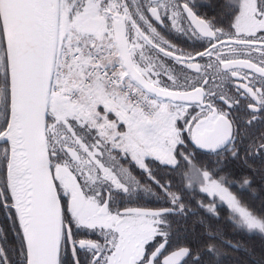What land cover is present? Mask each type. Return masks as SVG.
<instances>
[{
    "label": "snow or ice",
    "instance_id": "snow-or-ice-1",
    "mask_svg": "<svg viewBox=\"0 0 264 264\" xmlns=\"http://www.w3.org/2000/svg\"><path fill=\"white\" fill-rule=\"evenodd\" d=\"M196 8L0 0V264H222L213 241L242 245L203 219L207 241L172 246L201 210L264 237V200L259 214L250 203L264 167L249 163L264 166V131H251L264 126V0H225L212 18ZM237 161L249 174L220 175ZM145 197L168 206L120 207Z\"/></svg>",
    "mask_w": 264,
    "mask_h": 264
},
{
    "label": "trees",
    "instance_id": "trees-1",
    "mask_svg": "<svg viewBox=\"0 0 264 264\" xmlns=\"http://www.w3.org/2000/svg\"><path fill=\"white\" fill-rule=\"evenodd\" d=\"M241 155H243V153H241ZM201 159H203V157H201ZM249 163L255 168L264 167L258 160L255 162L250 160ZM153 167L156 166L152 165V168ZM153 171L159 178L168 179V173L170 170L165 167H156V169ZM183 171V167L177 170V172ZM226 173H231V175H228L229 180H238L241 176L249 174L247 169L241 171V163L238 161L229 162L227 167H225L224 172L220 173V175ZM172 175L174 177L175 173ZM261 185H264V180H262L260 174L257 173L255 175V183L253 184V188H258ZM177 190V181L173 179L172 191ZM232 190L235 192V188ZM183 195L185 203L189 201L190 197H194L191 200V207H195L196 202L200 200H203L205 205L212 203L211 197L202 196L198 192H185ZM244 199L246 201L249 200L247 194H245ZM262 200H264V193H261L260 197L256 200L250 201L252 208L257 212V214H259L261 211L260 205ZM227 217V210L220 212V218L218 220L205 215L203 210H201L197 215H189L186 221L181 220L179 224L180 231L177 233L180 235L182 234L184 236L185 245L191 244L193 251H195L198 246L207 241V237L203 235L205 227H202L200 224L196 223L197 220L203 219L205 221V225H211L212 230H222L223 239L231 240L233 243H239L242 245L241 249H233L227 245H222L219 240L213 241L217 244V247L220 249L221 253L226 254L220 258L222 264H256L258 260L264 259V237L258 233L249 234L246 233V231H234L231 223L227 221ZM174 227H176L175 224ZM184 229H187V231L185 232ZM203 260L205 261V264H208L210 257L205 254L203 256Z\"/></svg>",
    "mask_w": 264,
    "mask_h": 264
},
{
    "label": "flooded vegetation",
    "instance_id": "flooded-vegetation-1",
    "mask_svg": "<svg viewBox=\"0 0 264 264\" xmlns=\"http://www.w3.org/2000/svg\"><path fill=\"white\" fill-rule=\"evenodd\" d=\"M195 2L197 4L196 11L198 12V14L200 16L212 18V17H218L221 14V5L225 2V0H195ZM162 34L167 39H169L172 43L176 44L180 48H183L185 51H192L193 50L192 46L189 43H187L182 37H180L174 31L171 33H169L168 31H163ZM196 50H202V49L197 48ZM201 63H203V61H201ZM193 75H194V73H193ZM198 110L199 109H197V111ZM251 131L255 135L261 131H264V126H254L253 129H251ZM123 163H124L125 167L128 166L127 162H123ZM155 169H156V167H153V170H155ZM133 175H135L137 177V179H139L141 181L142 184L150 183L149 181H147L146 174H144V176H141L138 170L134 171ZM197 187H199V185H197ZM153 188L155 191L159 192V189L155 188V186H153ZM155 199H156L155 197H145L138 202L121 204L120 207H121V209L127 208V207H132V208L140 207V208H146V209H157L160 207H167L168 206L166 204L156 203ZM3 220H4V217L2 215H0V223H2ZM91 238L94 239L95 237H91ZM172 246L173 247L186 246L184 243V236L182 234L180 235L179 233L174 235ZM161 259H162V257H161Z\"/></svg>",
    "mask_w": 264,
    "mask_h": 264
}]
</instances>
